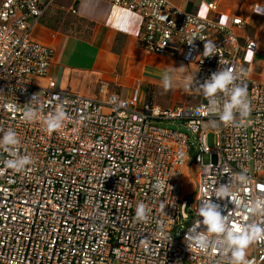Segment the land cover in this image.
Returning <instances> with one entry per match:
<instances>
[{
  "label": "built area",
  "instance_id": "2783aa9c",
  "mask_svg": "<svg viewBox=\"0 0 264 264\" xmlns=\"http://www.w3.org/2000/svg\"><path fill=\"white\" fill-rule=\"evenodd\" d=\"M55 1L0 0V129H15L19 154L33 159L15 172L4 164L9 153L0 150V264H229L231 253L223 245L201 251L188 247L185 236L198 221L197 230H206L198 215L202 200L219 205L229 226L264 223V213L248 212L264 198V82L248 57L258 51L257 41L240 43L235 33L244 21L230 17L222 26L215 0L206 4L211 17L166 0H101L140 15L139 41L146 52L193 64L194 87L223 67L245 71L237 82L248 87L251 111L225 126L203 114L208 100L197 89H190L196 104L162 109L122 98L106 82L96 98L61 91L50 79L38 85L54 50L32 32ZM208 41L216 50L205 57ZM30 102L39 118L26 123L23 110ZM59 104L68 119L49 133L43 121ZM190 150L198 176L188 204L190 194L180 191ZM242 171L247 183L235 178ZM222 186L241 202L217 197ZM141 202L150 209L146 222L134 219ZM211 239L219 241L214 234ZM247 259L264 264V242L250 245Z\"/></svg>",
  "mask_w": 264,
  "mask_h": 264
},
{
  "label": "crops",
  "instance_id": "0c3cea01",
  "mask_svg": "<svg viewBox=\"0 0 264 264\" xmlns=\"http://www.w3.org/2000/svg\"><path fill=\"white\" fill-rule=\"evenodd\" d=\"M166 1L186 12L198 15L203 12L202 17L213 16L206 4L214 0ZM215 1L220 19L239 17L244 21V26L235 31L240 43L246 39L257 41L258 51L248 57L252 60L254 72L263 82L264 0ZM258 9L261 10L259 13ZM60 12L62 25L65 16L69 15L78 28L76 25L72 29L52 25L53 17ZM141 29L140 15L111 6L105 1L56 0L32 32L34 40L54 50L47 75L35 82L43 86L50 79L59 90L88 98H96L100 83L106 82L110 92L122 98L134 99L139 104L149 101L162 109L172 108L178 103L196 104L197 97L191 96L190 89L184 87L185 79L194 76L195 66L169 55L146 52L139 41ZM165 70H174L173 81L174 84L178 83L174 85L168 107L153 104L150 94H147L150 89L162 87Z\"/></svg>",
  "mask_w": 264,
  "mask_h": 264
},
{
  "label": "clouds",
  "instance_id": "9594fccd",
  "mask_svg": "<svg viewBox=\"0 0 264 264\" xmlns=\"http://www.w3.org/2000/svg\"><path fill=\"white\" fill-rule=\"evenodd\" d=\"M258 13L261 11L257 10ZM131 15V14H129ZM203 16V12L200 13ZM164 19V17H161ZM227 17L221 18V25L224 26ZM195 36H193V40ZM216 46L213 42L204 43L205 57L215 55ZM250 58V57H249ZM246 58V59H249ZM180 67L179 69H183ZM174 70H165L162 76V87L167 92L173 88ZM246 75L244 70L240 72L233 71L230 67L220 68L213 72L210 78L206 79L203 84L194 87V76L186 78L184 87L186 89H197L208 100L207 106L204 105L206 111L204 115L213 114L218 117L219 122L225 126L234 125L237 123V115L245 118L249 115L251 108L248 101V87L246 84L238 83ZM33 99V98H32ZM32 102V101H31ZM25 104L23 110V120L26 123L36 121L39 118L38 111L30 107L31 104ZM13 109L15 106H12ZM199 111V110H198ZM68 119V114L64 104H59L54 112L47 115L43 124L46 130L51 133L59 130L63 126V122ZM212 126H217V121H210ZM3 135L0 136V150L9 153L11 158L4 161L7 169H12L15 172H22L27 166L33 163L30 155H20L18 146L21 143L20 137L13 128H8L6 131L0 129ZM236 180L240 183H247L248 177L244 171L236 174ZM162 183L158 181L155 187L160 190ZM217 197H230L231 202L239 204L241 201L237 194L231 193L227 186H222L217 192ZM149 207L141 202L136 205L134 219L138 222H146L149 219ZM249 213L259 214L264 213V198H257L254 203L248 208ZM198 215L203 218L202 224L206 230L198 231L201 226V221H198L195 226L186 233L185 240L188 242V247H196L201 251H207L210 246H224L225 252H230L229 264H251L247 259V249L250 245L257 242H264V223H248L236 226H229L228 218L221 215L219 205L214 204L211 200H202L198 207ZM219 238L218 243L211 239V235Z\"/></svg>",
  "mask_w": 264,
  "mask_h": 264
},
{
  "label": "rangeland",
  "instance_id": "374dc122",
  "mask_svg": "<svg viewBox=\"0 0 264 264\" xmlns=\"http://www.w3.org/2000/svg\"><path fill=\"white\" fill-rule=\"evenodd\" d=\"M64 13V12H63ZM56 17V18H55ZM65 20H64V25H62L63 21H62V18L63 16L61 15V12L60 14H55V16L53 17V21H51V24L54 25V26H61L62 28H69V29H72L74 27V25L77 26L78 28V24H74L75 22L71 21L70 19V16L67 15L65 16ZM76 28V29H77ZM78 30V29H77ZM190 71H191V68H190ZM263 82H264V78H263ZM178 83L173 82V88L168 90L167 92H165V90L163 89V87H156L154 88L153 90L150 89L147 94H150V98H151V101L153 104H158L162 107H168L170 102H171V95L173 93V91L175 90V86ZM181 104H184V103H178L177 105H181ZM171 128H174L172 126H170ZM180 130L182 132H186L185 129L183 128H180ZM187 133V132H186ZM206 143L209 147H212L213 145V138H212V135H209L207 137V140H206ZM188 157H189V161L188 163L185 165L184 167V170H183V173H182V188H181V191H180V195L182 196H186L187 194H190L186 200H187V203L190 204L191 203V199L193 197V195L195 194V188H194V180L197 179V176H198V172L196 171V169L192 166V161L194 160V157H195V152L190 150L189 153H188ZM209 160H208V156L204 155L203 156V162L204 163H207ZM193 179V183H190L189 180L190 179Z\"/></svg>",
  "mask_w": 264,
  "mask_h": 264
}]
</instances>
